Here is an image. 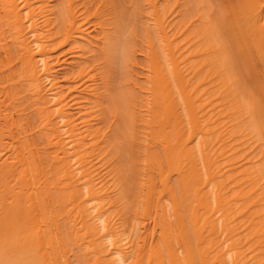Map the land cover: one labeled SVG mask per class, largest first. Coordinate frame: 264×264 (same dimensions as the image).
Masks as SVG:
<instances>
[{"label":"bare ground","instance_id":"6f19581e","mask_svg":"<svg viewBox=\"0 0 264 264\" xmlns=\"http://www.w3.org/2000/svg\"><path fill=\"white\" fill-rule=\"evenodd\" d=\"M0 264H264V0H0Z\"/></svg>","mask_w":264,"mask_h":264}]
</instances>
